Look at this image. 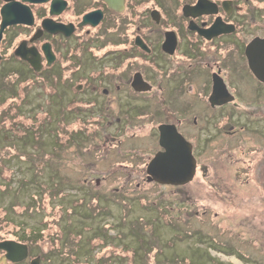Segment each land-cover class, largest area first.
Segmentation results:
<instances>
[{
  "label": "flooded vegetation",
  "instance_id": "1",
  "mask_svg": "<svg viewBox=\"0 0 264 264\" xmlns=\"http://www.w3.org/2000/svg\"><path fill=\"white\" fill-rule=\"evenodd\" d=\"M263 41L264 0H0V64L25 70L0 82V113L29 115L27 94L42 87L47 111L60 110L59 127L76 121L63 143L90 132L85 140L122 145L127 162L139 157L138 168L118 169L130 177H148L162 142L179 143L182 155L191 149L194 179L221 144L245 209L235 217L256 225L248 232L251 264H264ZM4 79L15 101L17 87L27 89L18 105H2ZM8 160L0 155V201L12 189ZM12 205H0V241L17 240ZM0 264L21 263L0 249Z\"/></svg>",
  "mask_w": 264,
  "mask_h": 264
},
{
  "label": "rangeland",
  "instance_id": "2",
  "mask_svg": "<svg viewBox=\"0 0 264 264\" xmlns=\"http://www.w3.org/2000/svg\"><path fill=\"white\" fill-rule=\"evenodd\" d=\"M2 63L0 82L9 71L25 72L20 65ZM17 90L16 101L7 93L3 106L19 104L27 89L21 85ZM27 95L29 115L0 113V155L9 158L6 171L12 181L0 205L16 204L12 235L26 238L31 231L23 241L32 256H42L40 264H221V255L230 256H222V264H251L248 232L256 225L235 217L245 209L238 206L243 200L236 191L235 167L227 153L221 159V144L200 160L209 165L205 174L173 191L118 170L140 166L139 157L130 159L134 165L126 161L122 145L106 144L95 135L85 140L90 132L75 137L79 144L65 145L76 121L59 127L60 110L47 111L42 87ZM27 134L25 145L21 136Z\"/></svg>",
  "mask_w": 264,
  "mask_h": 264
},
{
  "label": "water",
  "instance_id": "3",
  "mask_svg": "<svg viewBox=\"0 0 264 264\" xmlns=\"http://www.w3.org/2000/svg\"><path fill=\"white\" fill-rule=\"evenodd\" d=\"M264 43V41H263ZM249 58L251 69L259 75L260 66L252 64V58L250 56V48L246 50ZM32 66L38 69L37 61L30 60ZM257 66V67H256ZM161 145L165 148L164 151L157 153L148 165L149 173L153 177H148V180L152 178L161 183H173L182 184L190 181L194 175L195 164H193L191 158L190 149H188L186 155H182L183 151L177 149L181 146L179 143L167 144L162 143ZM185 154V153H184ZM0 249L5 251L6 257L13 261L18 262L26 258L28 254V247L26 244H22L13 240H5L0 242ZM31 264H39V257H36L31 261Z\"/></svg>",
  "mask_w": 264,
  "mask_h": 264
},
{
  "label": "trees",
  "instance_id": "4",
  "mask_svg": "<svg viewBox=\"0 0 264 264\" xmlns=\"http://www.w3.org/2000/svg\"><path fill=\"white\" fill-rule=\"evenodd\" d=\"M12 113H14V112H12ZM22 126H23V124H22ZM58 130H59V128H58ZM58 133H60V132L58 131ZM70 137L72 138L73 135L70 136ZM58 141H59V140H58ZM69 143H71V142H70V141H69V142H66V141L64 142L65 145H67V144H69ZM3 190H5V189H3ZM28 234L31 235V231H29ZM32 235L34 236V232L32 233ZM27 237H29V236L27 235L26 238H27ZM18 238H19L21 241H23V239H26V238H22V237H18ZM24 242H26V241H24Z\"/></svg>",
  "mask_w": 264,
  "mask_h": 264
},
{
  "label": "bare ground",
  "instance_id": "5",
  "mask_svg": "<svg viewBox=\"0 0 264 264\" xmlns=\"http://www.w3.org/2000/svg\"><path fill=\"white\" fill-rule=\"evenodd\" d=\"M234 261H236L234 258H233Z\"/></svg>",
  "mask_w": 264,
  "mask_h": 264
}]
</instances>
